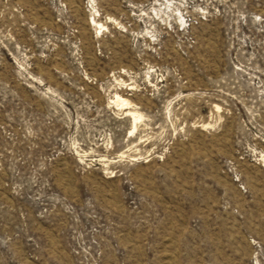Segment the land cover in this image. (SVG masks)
<instances>
[{
	"label": "rangeland",
	"instance_id": "1",
	"mask_svg": "<svg viewBox=\"0 0 264 264\" xmlns=\"http://www.w3.org/2000/svg\"><path fill=\"white\" fill-rule=\"evenodd\" d=\"M263 160L264 0H0V264H264Z\"/></svg>",
	"mask_w": 264,
	"mask_h": 264
},
{
	"label": "bare ground",
	"instance_id": "2",
	"mask_svg": "<svg viewBox=\"0 0 264 264\" xmlns=\"http://www.w3.org/2000/svg\"><path fill=\"white\" fill-rule=\"evenodd\" d=\"M92 23H94L93 25H95L96 27L99 26L100 29L104 28L103 25H101L100 23L96 22L94 19L92 20ZM127 90H130V89H127ZM112 103L115 106L120 107V108H122L125 111V115L128 116L131 119L132 129L136 130L135 124L137 123V121L142 119V116L136 111L134 104H132V102H130L129 100H126V99L122 98L121 96L117 95V93L114 96V99L112 100Z\"/></svg>",
	"mask_w": 264,
	"mask_h": 264
}]
</instances>
